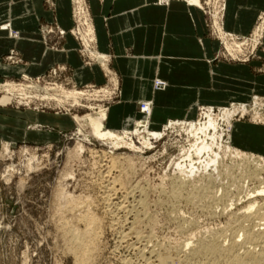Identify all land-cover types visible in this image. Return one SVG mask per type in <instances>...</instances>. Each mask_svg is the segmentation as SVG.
Masks as SVG:
<instances>
[{
  "label": "rangeland",
  "instance_id": "obj_1",
  "mask_svg": "<svg viewBox=\"0 0 264 264\" xmlns=\"http://www.w3.org/2000/svg\"><path fill=\"white\" fill-rule=\"evenodd\" d=\"M165 1H181L202 12L206 36L218 46L215 62L248 65L254 75L264 76V11L258 14L252 29L240 35L224 27L227 0H197V6H190V0ZM70 2V29L65 31L56 22L40 24L41 42L47 50L60 52L65 36H70L85 69L98 68L103 81L79 85L72 68L65 64H56L36 77L21 74L0 78V118L16 119L4 115L6 112H30L63 117L72 123V127L63 130L28 124L25 129L32 132L43 130L58 135L56 140L41 144L16 142L17 135L11 130L0 129V264H160L163 252L171 251H180L190 258L188 263L181 264L207 261L205 256L192 258L191 251L200 243L215 241L229 248L232 234L240 225L251 227L260 223L253 219L249 225L244 216L264 205V196L257 197L256 206L248 210L249 203L255 200L247 197L264 186V155L236 148L232 133L234 125L240 123L264 129V95L253 94L246 101H231L225 106L198 103L193 118L163 120L158 127L153 125L154 106L140 135L123 136V143L116 146L99 140L92 136L86 124L80 127L74 118L96 116L100 109L109 114L115 109L113 106L121 105L122 78L113 68L114 54L99 50L89 1ZM155 2L168 4L164 0ZM43 4L55 13L56 0H43ZM6 25L11 26L8 22L1 27ZM11 31L14 35L17 32L12 28ZM1 63L7 67L27 65L14 50L3 56ZM8 84L37 89L6 90ZM160 84L163 85L158 87ZM165 84L168 81L154 78L151 89L163 92L167 89ZM59 87L64 91L83 92L90 99L85 100L87 96H83L77 105L64 102L61 106L43 99L53 95L60 98L59 93L52 91ZM151 100L154 104L153 96ZM144 103V100L137 103V118L126 119L132 125L143 121ZM240 107L245 108L243 115ZM222 110L228 113L222 114ZM209 112L216 129L211 127L196 137L191 126L204 125ZM107 121H104L106 125ZM132 128L126 127L133 131ZM144 140H147L146 146H143ZM203 140L212 145L211 151L219 154L214 168L204 164V161L210 164L214 158L211 152L200 156L195 153L193 146ZM221 146L224 149L230 146L246 157L261 158L259 167L231 157ZM112 180L116 182L114 197L123 205L118 212L112 209L114 213L104 200V187ZM177 186L181 189L174 195ZM61 192L71 195L70 200L60 195ZM110 194L113 198L114 192ZM83 213L89 215L86 217ZM92 220L95 221L92 235H96L90 236L81 247L82 252L76 238L83 236L84 226L87 223L89 226ZM222 261L218 264H223Z\"/></svg>",
  "mask_w": 264,
  "mask_h": 264
},
{
  "label": "crops",
  "instance_id": "obj_2",
  "mask_svg": "<svg viewBox=\"0 0 264 264\" xmlns=\"http://www.w3.org/2000/svg\"><path fill=\"white\" fill-rule=\"evenodd\" d=\"M88 1L99 50L114 54L113 68L122 78L121 105L109 112V128H124L126 119L137 118V103L152 102V96L153 125L158 127L163 120L193 118L198 103L225 106L231 101H246L253 94L264 95V76L254 75L251 66L214 61L218 46L207 38L205 18L197 8L181 1L167 6L156 4V0ZM263 11L264 0H227L224 27L247 34ZM8 22L20 37L11 39L0 29V78L36 77L56 64H65L72 68L79 85L103 81L98 68L85 69L70 36H65L60 52L47 50L41 42L40 24L56 22L65 31L70 29V0H56L55 13L44 7L43 0H0V27ZM11 50L27 63L25 67L1 63ZM158 77L169 83L163 92L151 89L152 80ZM4 115L16 118H0V129L11 130L17 135L16 142L41 144L58 138L55 132L27 130L28 124L62 130L72 127L63 117L30 112ZM232 144L241 151L264 155V129L235 124Z\"/></svg>",
  "mask_w": 264,
  "mask_h": 264
},
{
  "label": "bare ground",
  "instance_id": "obj_3",
  "mask_svg": "<svg viewBox=\"0 0 264 264\" xmlns=\"http://www.w3.org/2000/svg\"><path fill=\"white\" fill-rule=\"evenodd\" d=\"M73 1H78L80 2V0H73ZM163 2V1H162ZM166 3L169 4V2L167 1ZM189 5L190 6H197L198 4V1L197 0H190L188 1ZM167 4V5H168ZM82 6V5H81ZM163 6V5H162ZM165 6V5H164ZM219 18V17H218ZM216 22V21H215ZM11 26H2L0 29H2L3 31H6L8 32V35L11 39H14V40H17L19 39V33L15 32V35L12 34V31H11ZM90 27V26H89ZM89 29V28H88ZM75 30V29H74ZM92 31V29H90ZM90 31V32H91ZM83 35V34H82ZM257 35V34H256ZM233 39V38H232ZM235 42V41H234ZM247 46V45H246ZM234 49V48H233ZM229 49H227L228 51ZM230 52V51H229ZM88 54V53H87ZM105 57V56H104ZM108 57V56H107ZM100 59V57H98ZM104 59V58H103ZM108 59V58H107ZM102 60V59H101ZM96 61L98 62V59H96ZM100 63V62H99ZM105 63V62H104ZM105 65V64H104ZM103 66V65H102ZM104 68V67H103ZM106 70V69H105ZM26 78V77H24ZM113 79V78H112ZM114 80V79H113ZM156 82L158 80H155ZM154 81V82H155ZM114 84H115V80L113 81ZM155 82V83H156ZM161 82V81H160ZM155 83H154V88L157 87L155 86ZM113 84V85H114ZM7 85V84H5ZM165 88L168 86V84H165ZM7 89L6 90H20V91H27V89H30V88H33V87H17V86H13V85H9L6 86ZM114 87H116L114 85ZM17 88V89H16ZM23 88V90L21 89ZM60 88V87H59ZM164 88V89H165ZM34 90L37 89V87H34L33 88ZM58 89V88H57ZM52 89L53 92H57L56 94H60V98H56L58 97V95H53V98L51 97H45L43 99H47V100H53L55 101L58 105H63L64 102H67L68 104L71 103L72 105H77L79 104V101L82 99L83 96H87L85 100H88L89 96L90 95H87L83 92H78V91H64V89L60 88V89ZM31 90V89H30ZM29 90V91H30ZM157 91H162V90H156L154 89V92H157ZM8 92V91H7ZM48 92V91H47ZM99 92V91H98ZM104 92V91H103ZM96 94V93H94ZM46 95H49L46 93ZM105 95V94H104ZM108 95V94H107ZM30 96V95H29ZM56 96V97H54ZM102 97V96H101ZM36 98V97H35ZM85 98V97H83ZM90 99V98H89ZM152 107H153V104L151 101H145L144 105H143V111H142V114L144 115V118L141 119L143 120L142 122L140 121H135V123H132L130 122V120H125L124 122V128H122V131L120 130H114V129H111L109 128L105 123L104 121L105 120H108V113L105 111V110H99V112L97 113V115L94 117H90V116H87V117H84V118H79V117H75L74 121L76 123H78V125L80 127L84 126V124H86L85 126H88L91 130V134L92 136H94L95 138L99 139V140H105V141H110L113 143V146H116V145H119V143H123V140L124 138H122L123 136H125L126 138V135L128 134H139V132L141 131L140 129H142L144 131V127L142 128V125L145 123L147 125V122L148 120H146V117L147 116H150L152 114ZM240 110H241V114L243 115L245 113V108L244 107H240ZM239 110V111H240ZM237 112V111H236ZM225 113H228L227 110H222V114H225ZM235 113V111L233 112ZM212 113H208L207 114V119L208 121L205 122L204 125L200 124L198 128H196V126H191V130H193V134L197 137L200 135V133H203L204 131H207V129H210L211 127H213L212 129H216L214 128V119L212 118ZM226 116L224 115V118ZM228 117V116H227ZM214 121V122H213ZM226 121V120H224ZM170 124V123H169ZM130 126V127H134L133 131L128 130L126 129L127 126ZM132 125V126H131ZM179 125V124H177ZM142 131V132H143ZM206 133V132H205ZM141 134V133H140ZM139 134V135H140ZM122 135V136H121ZM138 135V136H139ZM206 135V134H205ZM204 135V136H205ZM221 135V134H220ZM149 136V135H148ZM155 136V135H154ZM140 137V136H139ZM141 139V138H140ZM142 140V139H141ZM146 141L147 140H144L143 143V146H146ZM142 142V141H141ZM199 143V142H198ZM197 143V144H198ZM127 143H125L126 145ZM148 144V142H147ZM130 147L131 144H128ZM196 145V144H195ZM5 146V145H4ZM149 146V145H147ZM226 146V145H225ZM196 148V154L198 156H200L201 153L205 152L206 153H209L211 152V155L214 157L211 161V159H208L210 160V164L209 163H205L206 161H204V164H208V165H215V163L217 162L218 160V153L216 152H213L211 151L212 150V145L210 143H207L205 140H203L199 145L197 146H193ZM4 149V147H3ZM220 149L223 151H227L231 157L233 158H240L241 160L245 161V163H248V164H251L255 167H259V164H260V159L261 158H254V157H246L245 154H243L242 152L236 150V149H231L230 146H227L225 147V149L221 146ZM195 150V149H194ZM221 151V152H222ZM207 155V154H206ZM240 161V160H239ZM264 163V162H263ZM112 164V163H111ZM220 164V163H219ZM207 165V166H208ZM193 165H191L192 167ZM216 166V165H215ZM106 167V166H105ZM113 167V166H111ZM107 168V167H106ZM105 168V169H106ZM214 168V167H213ZM104 169V170H105ZM109 169V167H108ZM108 169H107V173H110L108 172ZM112 169V168H111ZM194 169V167L192 168ZM190 170V169H189ZM188 170V171H189ZM106 171V170H105ZM104 171V172H105ZM192 171V170H191ZM106 173V172H105ZM190 173V171H189ZM193 173V172H191ZM190 173V174H191ZM109 175V174H108ZM116 179V178H115ZM114 179V180H115ZM107 181V185L104 187L105 188V197H104V200L107 202V206H109L111 209H110V212H113V210L117 211L118 210H121L123 209V205L119 202H117V198L114 197L115 196V192H116V189H115V186H116V180L114 181ZM184 180V179H183ZM176 185V184H175ZM103 186V185H102ZM103 188V189H104ZM180 189L181 187H176L174 189V195H178V193L180 192ZM59 190V189H58ZM61 191V190H60ZM110 192H114L113 194V198L111 197L112 195L110 194ZM59 193V192H58ZM66 193V192H64ZM63 194L62 192L60 193V195ZM66 195V194H65ZM64 194L63 196L66 197ZM59 196V195H58ZM61 196V198L63 197ZM261 196H264V186L262 187H259L257 188L256 190L250 192L247 197L249 199H254L257 198V197H261ZM60 197V196H59ZM63 197V199L65 200V198ZM68 197V196H67ZM70 197L71 195H69V200H70ZM181 197V196H180ZM67 198V199H68ZM67 199H66V202H67ZM72 199V198H71ZM68 200V201H69ZM103 200V201H104ZM229 204V203H228ZM65 205V204H64ZM253 206H256V200L255 201H251L248 205V210L251 209ZM113 209V210H112ZM252 210H250L249 213H251ZM88 212V211H87ZM245 212H248V211H245ZM114 213V212H113ZM112 213V214H113ZM130 213V211H129ZM84 215H86L85 213H83ZM82 215V214H81ZM89 215V214H87ZM86 215V217H87ZM115 215V214H114ZM92 216V215H91ZM85 216L82 215L81 218H83ZM90 217V216H89ZM80 218V217H79ZM92 218V217H90ZM245 218V221L249 224L250 222L254 220H259L260 223H257V224H254L253 226H243V225H240L237 230L232 234V237H231V241H230V245H229V248H224L223 247V243L221 242H214V243H200L198 245V247L196 249H193L191 251V254L190 256L193 258V257H197V256H205L206 259H208L207 261H201V262H198L196 264H218V262L220 261V259L224 260L223 264H264V205L262 206H259L255 212L253 214H249V215H245L244 216ZM85 219V218H83ZM119 219V218H118ZM87 221V220H86ZM96 221H98L96 219ZM94 220L92 221H89V226H88V223H87V227L84 226L85 228V231H84V234L83 236H80L77 237V236H74V237H77V241L79 242V248L81 250V247L83 245H85L86 241L88 239H90V236H94L96 235L94 233V235H92V233L94 232L93 231V227L94 226ZM244 223V222H243ZM85 225V224H84ZM250 225V224H249ZM95 226H98L95 225ZM74 228V227H73ZM99 228V227H98ZM68 229V228H67ZM74 230V229H73ZM79 230V229H78ZM77 230V231H78ZM97 230V229H95ZM136 231V230H135ZM75 232V231H74ZM79 232V231H78ZM193 233V232H192ZM77 235V234H76ZM152 235V234H151ZM227 235V233H226ZM95 237V236H94ZM93 237V238H94ZM136 237V236H135ZM75 239V240H76ZM137 239V238H136ZM74 240V239H73ZM118 240V239H117ZM122 240V238H121ZM92 241V240H91ZM90 241V242H91ZM190 242V241H189ZM88 243V242H87ZM189 244L187 243L186 246H188ZM78 246V245H77ZM135 247V246H134ZM259 247L260 250L257 251L256 248ZM86 248V247H85ZM77 249V248H76ZM114 249V248H113ZM92 250V249H91ZM76 251V250H75ZM82 251V250H81ZM84 252V251H82ZM139 253H142L139 252ZM163 252V255L161 256V263L160 264H172V263H178V264H181L183 262H187L190 260V258L186 257L185 255H183L180 251H171V252H167L165 253ZM75 254V253H74ZM78 257V255H76ZM85 257V256H84ZM89 257H87L88 259ZM199 258V257H198ZM82 259V258H81ZM86 259V260H87ZM203 260V259H201ZM78 262V261H76ZM190 264V263H189Z\"/></svg>",
  "mask_w": 264,
  "mask_h": 264
},
{
  "label": "built area",
  "instance_id": "obj_4",
  "mask_svg": "<svg viewBox=\"0 0 264 264\" xmlns=\"http://www.w3.org/2000/svg\"><path fill=\"white\" fill-rule=\"evenodd\" d=\"M164 2H166V1L164 0ZM162 85H163V84H160V85H158V87H159V86H162Z\"/></svg>",
  "mask_w": 264,
  "mask_h": 264
}]
</instances>
